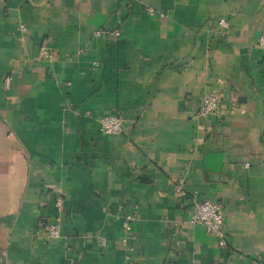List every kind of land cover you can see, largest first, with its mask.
I'll return each mask as SVG.
<instances>
[{
  "label": "crops",
  "instance_id": "obj_1",
  "mask_svg": "<svg viewBox=\"0 0 264 264\" xmlns=\"http://www.w3.org/2000/svg\"><path fill=\"white\" fill-rule=\"evenodd\" d=\"M263 30L264 0H0V264H264Z\"/></svg>",
  "mask_w": 264,
  "mask_h": 264
},
{
  "label": "built area",
  "instance_id": "obj_2",
  "mask_svg": "<svg viewBox=\"0 0 264 264\" xmlns=\"http://www.w3.org/2000/svg\"><path fill=\"white\" fill-rule=\"evenodd\" d=\"M149 12H153L152 9H148ZM219 28L227 30L230 26V22L227 19H219L217 22ZM257 47H259L264 52V30L260 34L256 42ZM51 55L50 50L45 44H42L37 59L48 58ZM219 110V98L213 93L204 94L200 105L197 110V115L199 117H206L209 115H217ZM100 130L104 134H117L123 129V119L117 115L103 116L99 120ZM247 165V164H246ZM174 186V196H182L184 194L183 190V179L179 178L173 183ZM61 200H55V206L60 212L61 210ZM121 228L125 234L122 238L124 243L128 238L135 240V234L133 231L132 224L134 222V215L131 213H124L120 217ZM189 221L192 224L200 225L203 227L204 231L214 237L220 247L226 246V239L222 231L223 223V206L212 200H193L190 209ZM38 229L47 239H56L60 236L59 228V218L57 217L55 222L48 223L46 221H38ZM101 245H105V240L102 238L100 240Z\"/></svg>",
  "mask_w": 264,
  "mask_h": 264
}]
</instances>
